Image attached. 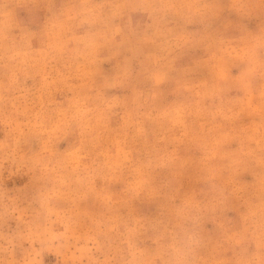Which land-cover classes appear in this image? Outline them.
<instances>
[{"label":"clouds","instance_id":"1","mask_svg":"<svg viewBox=\"0 0 264 264\" xmlns=\"http://www.w3.org/2000/svg\"><path fill=\"white\" fill-rule=\"evenodd\" d=\"M135 14L146 15L148 23L133 25ZM147 42L158 52L134 70L132 61ZM185 48L209 55L177 64L173 53ZM41 55L75 68L78 79L85 70L49 127L28 118L40 90L34 94L27 81L45 66ZM116 58L115 71L103 74L101 64ZM205 68L211 79L197 81ZM120 89L128 94L107 95ZM117 108L140 128L144 147L137 161L73 167V155L90 156L99 123ZM178 112L184 138L171 123ZM245 116L261 133L254 144L246 128L223 131L217 123ZM151 123L168 132V144L149 142L145 126ZM70 137L79 142L61 150ZM232 142L239 146L224 150ZM181 145L203 155L182 156ZM129 168L142 171L144 182L130 179ZM245 173L253 184L240 183ZM225 174L234 188L218 182ZM17 175L27 176V183L8 188ZM185 178L206 181L208 198L181 192ZM117 183L125 185L121 194L110 191ZM142 196L157 204L158 217L136 221L133 204ZM88 199L101 201L100 215L107 218L84 250L74 232L88 215L80 209ZM237 200L248 205L239 229L226 219ZM58 223L63 231L55 230ZM208 223L217 238L208 234ZM49 253L62 264H264V0H0V264H46Z\"/></svg>","mask_w":264,"mask_h":264},{"label":"rangeland","instance_id":"2","mask_svg":"<svg viewBox=\"0 0 264 264\" xmlns=\"http://www.w3.org/2000/svg\"><path fill=\"white\" fill-rule=\"evenodd\" d=\"M148 23V17L142 14H135L132 17V24L144 25ZM158 52L157 44L154 42L145 43L139 55L133 59L132 65L134 70H140L143 66L145 57L150 56ZM179 56L176 61L177 64H186L196 57H207L209 55L208 50L204 48L197 49H177L173 55ZM119 58L108 60L101 64L100 70L105 75L112 74L118 63ZM41 62L45 65L41 72L35 77L34 80H28L27 85L32 88L33 93L39 89V94L33 95V103L36 104V108L31 110V115L28 117L34 123L49 127L54 126L55 122L59 119L58 109L65 108L71 101L74 92L70 89L73 85L81 83V79L84 78V69L79 70V79L77 78V70L75 68H66L60 60H53L48 62L45 55H41ZM195 79L197 81H205L211 79V72L205 68L196 73ZM35 85L33 88L32 86ZM127 90H112L107 95H127ZM175 99V97H169V100ZM22 104L27 105V101H22ZM249 107L254 106V100L249 98L247 100ZM24 119V117H21ZM172 126L179 130L178 135L181 138L187 136L185 131V122L183 116L178 112L171 121ZM217 123L221 126L223 131H231L233 128H246L248 139L251 143H255L260 139L261 133L258 129L251 124V120L248 117H241L233 123H229L226 120L219 119ZM202 128L209 127L208 124L201 122ZM146 129L148 131V140L152 143H158L161 145L168 144L171 137L166 130L160 129L155 123L147 124ZM158 133V134H156ZM79 142L78 137H70L59 144L61 150H69L74 148ZM239 146L237 142H232L224 146V150L231 151ZM33 147L37 145L33 144ZM144 147V141L140 137V128L136 124L135 118L131 114H126L122 109H113L109 114L106 122L101 121L97 128V139L95 141V147L90 153L89 157H82L79 153L73 155L71 163L73 167H80L81 165L87 166L93 161L97 164L108 163L111 165L129 164L133 165L137 161V157L140 155V150ZM180 154L182 156L191 157L193 160H199L203 153L196 146H184L181 145ZM208 155L213 160L218 159V153L215 148L210 146L208 149ZM132 173L130 179L136 181V183H143L145 180L144 173L134 168H129ZM156 175V173H153ZM28 177L25 175L14 176L11 180H8L7 187L13 188L14 186H21L27 183ZM218 182H221L229 189L235 187V185L228 182L227 174L223 175ZM97 188H103L105 182L103 180H96ZM240 183L243 185H251L254 183V177L245 173L240 177ZM125 185L123 183H117L110 186V191L115 194H121ZM180 191L185 194H190L195 200L201 201L208 198V185L206 181L199 179L185 178L181 181ZM259 197L255 198V206H259ZM177 204L180 201H176ZM80 209L87 213V217L84 223L74 232L76 242L79 249L86 250L91 246L94 237V229L96 227H103L106 216L100 215L103 211L102 203L96 199H88L80 203ZM126 209H122V212L126 213ZM248 212L247 203L237 200L234 208L226 214V219L231 225L239 229L241 225L245 223L244 217ZM133 215L138 222L156 218L160 215V209L157 204L145 197L138 198L133 204ZM11 228L16 227V221H9ZM55 230L57 232L63 231L64 226L56 224ZM208 234L213 238L218 237V230L212 223L205 225ZM230 255V253H228ZM86 259V257H84ZM46 264H62L61 258L54 253L46 255Z\"/></svg>","mask_w":264,"mask_h":264}]
</instances>
